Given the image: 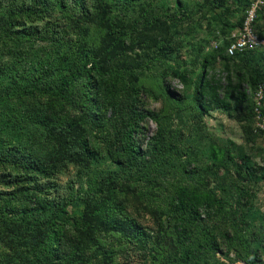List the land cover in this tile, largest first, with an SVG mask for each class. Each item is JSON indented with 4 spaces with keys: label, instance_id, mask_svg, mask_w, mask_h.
<instances>
[{
    "label": "rangeland",
    "instance_id": "obj_1",
    "mask_svg": "<svg viewBox=\"0 0 264 264\" xmlns=\"http://www.w3.org/2000/svg\"><path fill=\"white\" fill-rule=\"evenodd\" d=\"M250 1L85 0L83 15L74 0H0V264H46L31 246L35 229H29V222L20 229L21 222L7 219L6 213L18 210L20 216V210L33 206L31 200L43 199L66 204L68 217H81L84 200L93 192L100 194L103 182L118 191L125 215L143 229L145 242L99 233L85 239L93 256L90 264H106L98 253L102 247L114 251L112 264H175V236L171 228L164 232L163 222L177 185L215 192L224 201V210L204 216L202 232L215 245L204 254L203 264H264V134L255 129L249 99L204 112L194 98L206 59L213 61L208 71L222 85L228 63L234 80L246 75L249 81L240 89L246 93L264 73L259 52L229 60L211 56L240 25ZM101 2L121 31L123 57L135 67L129 93H137L140 109L158 115L162 147L146 162L127 166L124 158H116L122 151V142H114L117 129L100 133L89 128L88 147L95 154L90 164L55 165L58 148L50 130L78 110L71 103L53 105L48 95L16 91L37 69L46 70L63 57L79 62L81 46L90 50L103 44L108 29L99 26L95 8ZM259 25L264 28V18ZM58 79L56 74L55 84ZM120 100L125 107L130 104L128 93ZM158 127L151 118L141 121L133 134L142 150ZM24 153L30 157L26 161H44L51 173L21 167L18 158ZM66 235L69 240L77 237L69 221Z\"/></svg>",
    "mask_w": 264,
    "mask_h": 264
},
{
    "label": "trees",
    "instance_id": "obj_2",
    "mask_svg": "<svg viewBox=\"0 0 264 264\" xmlns=\"http://www.w3.org/2000/svg\"><path fill=\"white\" fill-rule=\"evenodd\" d=\"M112 1L129 4L138 2V0ZM74 2L82 7V14L85 15V0H74ZM252 2L253 0L250 1L249 6ZM95 8L99 26L108 29L103 44L90 50H87L84 45L81 46L82 55L79 62L63 57V59L50 64L46 70L37 69L36 73L28 76L27 81L20 84L16 92L22 96L48 95L53 105L56 102L58 104L71 103L78 110L79 114L69 117L70 119L64 122L61 127L54 126L50 130L51 139L58 148L56 156L52 158L55 165L73 162L88 166L95 156L88 147L89 128L100 133H109L112 126L117 129L118 138L114 142H122L123 153L119 151L116 158H124L123 164L127 166L133 164L134 161L146 162L151 155L156 154L162 147V127L155 112L138 107L136 104L137 93H129L133 88L130 87L131 83L128 79L134 76L135 67L123 57L126 54V49L121 31L111 23L110 15L105 14L102 2ZM244 18L245 15L240 25L231 31L227 42L211 53L213 60L218 57L229 60L231 56L256 52L261 53L264 58V50H247L235 55L227 53L230 35L242 27ZM262 18L264 16L260 15L257 20V28L259 33L264 35V28L261 29L259 25ZM211 62L213 61L206 59L204 69L207 68V70L202 71L194 90V98L200 108L204 112H209L216 108H229L235 101L237 103L249 99L254 119L255 103L253 97L240 90L242 82L249 81V78L241 74V77H236L234 80L230 74L228 63L226 68L229 73L225 79V84L222 85L221 80L216 79L208 71ZM56 74L59 75L58 84L53 81ZM259 83H264V73L250 88L254 89ZM125 93H128L130 97V104L127 107L122 105L120 100ZM109 108L113 109L111 114L108 116L103 114ZM112 113L115 114V117ZM147 118L156 121L159 127L156 135L149 140L146 149L142 150L138 144L137 136L133 133L138 132L141 121ZM12 122L15 123L13 120ZM39 122L42 123V121ZM2 147L3 143L0 139V150ZM15 153L16 150L10 151V154ZM24 158H30L29 154L24 153L18 158L21 167L40 171L44 175L51 173L45 169L44 161H26ZM103 184L100 186V194L93 192L90 194V198L84 200L81 217H68L66 204L56 206L55 203L38 199L36 201L31 200L33 206L29 210L27 208L20 210V216H17L18 210H12L6 213V218L13 220L14 223L21 222L20 229L25 222H29V229H35V239L31 242V246L36 252L43 254L46 264H90L93 256L90 255V247L85 239H95V236L102 232L122 236L129 242L144 243L143 236L145 233L141 227L125 215L123 205L119 201L118 191L108 182H103ZM244 193L248 198L252 197L247 189H244ZM170 202V212L163 222V230L166 233L171 228L174 233L177 249L174 263L203 264L204 254L215 243L209 234L202 232L204 229L202 222L204 216H211L216 210H224V201L218 198L215 192H205L188 188L185 185H177ZM6 209L10 210L8 205ZM49 210L51 213L47 214ZM0 220H3L1 214ZM32 220L34 226L30 225ZM67 221L71 222L75 228L77 234L75 239L69 240L67 238ZM200 230L201 236L199 235ZM99 252L106 264H112L113 250L102 247Z\"/></svg>",
    "mask_w": 264,
    "mask_h": 264
},
{
    "label": "built area",
    "instance_id": "obj_3",
    "mask_svg": "<svg viewBox=\"0 0 264 264\" xmlns=\"http://www.w3.org/2000/svg\"><path fill=\"white\" fill-rule=\"evenodd\" d=\"M264 16V0H253L247 8L242 27L230 35L227 53H236L247 50H264V35L257 28V20ZM248 94L254 100V126L257 131L264 134V83H259L254 89L249 88Z\"/></svg>",
    "mask_w": 264,
    "mask_h": 264
}]
</instances>
